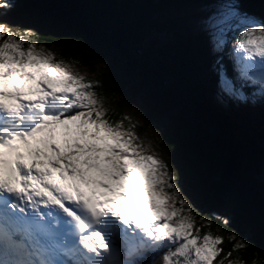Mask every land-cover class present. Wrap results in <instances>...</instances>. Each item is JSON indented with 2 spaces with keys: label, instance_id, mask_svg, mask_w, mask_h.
<instances>
[{
  "label": "snow or ice",
  "instance_id": "1",
  "mask_svg": "<svg viewBox=\"0 0 264 264\" xmlns=\"http://www.w3.org/2000/svg\"><path fill=\"white\" fill-rule=\"evenodd\" d=\"M12 6L0 0V15ZM237 30L236 79L264 83V21L222 11L209 26L214 50ZM32 35L0 23V264H115L121 242L129 255L166 249L162 264H241L230 258L247 242L232 233L218 259L224 237L201 235L168 166L107 118L96 82ZM219 87L244 98L223 70Z\"/></svg>",
  "mask_w": 264,
  "mask_h": 264
},
{
  "label": "trees",
  "instance_id": "2",
  "mask_svg": "<svg viewBox=\"0 0 264 264\" xmlns=\"http://www.w3.org/2000/svg\"><path fill=\"white\" fill-rule=\"evenodd\" d=\"M220 1L225 0H10L13 6L3 10L0 23L13 20L18 35L31 30L35 35L26 39L54 52L57 60L87 70L102 102H110L107 118L123 120L139 138L167 121L170 129L160 137L158 149L171 160L172 182L194 198L190 205L201 235L210 231L224 237L221 259L232 251L235 242L229 237L236 233L247 247L232 252L230 259L264 264V175L256 179L264 171V83L249 81L241 87L236 79L233 44L238 32H229L213 52L205 36L180 28L167 15L169 9L182 12ZM229 1L264 21V0ZM156 34H170V45H160ZM177 41L183 47L175 46ZM221 70L243 99L220 90ZM138 99L141 125L130 127L122 108ZM202 122L211 130L196 128ZM228 133L255 135L261 145L252 149ZM221 207L230 211L228 223L213 216ZM165 251L145 246L127 262L162 264Z\"/></svg>",
  "mask_w": 264,
  "mask_h": 264
},
{
  "label": "rangeland",
  "instance_id": "3",
  "mask_svg": "<svg viewBox=\"0 0 264 264\" xmlns=\"http://www.w3.org/2000/svg\"><path fill=\"white\" fill-rule=\"evenodd\" d=\"M238 4L237 2L234 1H220L216 2L213 5H200V6H187V8H183V11L180 12L177 8L174 9H169L167 12L168 16H172L177 20L178 26L180 28H187L190 32L195 33L197 36H205L207 38V42L212 48L213 52L215 51L213 48V45L211 43V38L209 36V26L213 23V21L220 15V13L228 8H231L235 10L236 12H239L241 15L247 14L244 11L239 10L237 7ZM179 11V12H178ZM201 15H204L201 17ZM249 15V14H247ZM255 18V21L259 22L262 21L258 16L255 15H249ZM8 26H10L13 30V20H9L7 22ZM239 33V30H237ZM156 41L160 45L168 46L170 45L171 38L173 37L168 34H156ZM218 51V50H216ZM56 56V55H55ZM68 70L75 73L79 74L80 76H83L86 80L91 76L87 70L76 66L75 64H68ZM120 100V99H118ZM104 108L108 107V104H110L109 101L102 102ZM112 103V102H111ZM113 105V103L111 104ZM141 99H138L134 104L132 103L131 105L127 106V108L124 106L123 112L126 115L127 119H131L129 122L130 127L133 126H140V116H141ZM166 129H170V124L167 121H162L158 123V126L155 124L148 129V131L145 133V135L141 138H139V141L143 142V145L146 147L148 150L147 154H152L158 156L168 167H169V162L171 160L168 159L165 155H163L159 149V140L161 139L162 135L164 134ZM138 141V142H139ZM173 171L177 169V167L172 166L171 167ZM263 172V171H262ZM173 172L172 174H174ZM176 176V173H175ZM212 179L217 178L216 175H212ZM180 190V196L183 199H186L188 202V205L191 204V202L194 200V198H191L190 194L187 192ZM187 206V205H186ZM213 216L222 219V221L225 223V221H229L230 218V211L226 207H221L217 209L216 211L213 212ZM139 244L136 245L134 252L138 251V248H140ZM131 255L128 254V245L123 244L122 242L120 243V255L116 258L115 264H118L119 262L127 261L128 258H130Z\"/></svg>",
  "mask_w": 264,
  "mask_h": 264
},
{
  "label": "water",
  "instance_id": "4",
  "mask_svg": "<svg viewBox=\"0 0 264 264\" xmlns=\"http://www.w3.org/2000/svg\"><path fill=\"white\" fill-rule=\"evenodd\" d=\"M177 45L182 46V44H180L179 41H177V43L175 44V46H177ZM197 127H201L202 131H208V130L210 131L211 130L210 126L206 122H202V125H200V126L197 125L196 128ZM218 133L220 135L219 138H222L221 131H218ZM228 135H232V137L240 139V140H243V141H248L249 142L248 144L250 145V147L252 149H255L257 145H261L260 141L258 140V138L255 135H253V136L251 135L250 136V135H247V134L244 135V134H238V133H235V134H229L228 133ZM263 149H264V147H263ZM257 166L259 167L258 164H257ZM259 169H260V167H259ZM261 169H263V168H261ZM262 171L263 170H261V176L258 175L257 178H256L258 181L261 180L260 178L264 175V171L263 172ZM241 178L243 180H245V178L243 177V173H242V177ZM247 187H248L249 190H251L253 192H260L261 190H263L261 188H254V187H250V186H247Z\"/></svg>",
  "mask_w": 264,
  "mask_h": 264
}]
</instances>
